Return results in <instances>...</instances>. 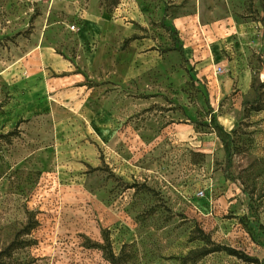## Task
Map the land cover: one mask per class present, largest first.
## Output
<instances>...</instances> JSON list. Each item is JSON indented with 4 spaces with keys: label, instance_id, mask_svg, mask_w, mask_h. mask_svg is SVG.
Returning <instances> with one entry per match:
<instances>
[{
    "label": "rangeland",
    "instance_id": "374dc122",
    "mask_svg": "<svg viewBox=\"0 0 264 264\" xmlns=\"http://www.w3.org/2000/svg\"><path fill=\"white\" fill-rule=\"evenodd\" d=\"M206 239L264 264V0H0V264H256Z\"/></svg>",
    "mask_w": 264,
    "mask_h": 264
},
{
    "label": "trees",
    "instance_id": "16d2710c",
    "mask_svg": "<svg viewBox=\"0 0 264 264\" xmlns=\"http://www.w3.org/2000/svg\"><path fill=\"white\" fill-rule=\"evenodd\" d=\"M164 22V20H163ZM163 27L168 30L169 35L171 37V40L173 42V47L171 49L168 50H176L178 51V53L181 55V57L184 59V61H186V55H185V50L182 46V44L180 43L178 37H177V32L173 27H170L168 25H165L163 23ZM210 127L213 128L215 134L217 135V137L221 140V142L223 143L225 152H226V165L230 166L231 162H232V147H231V138L229 133L217 122V120L215 119L214 116L211 117V123H210ZM209 239H206L205 241V247H203V249L201 251L198 252L199 256H206L208 254L214 253V252H221V251H225L227 252L229 255L232 256H239V258H244L246 261L251 262V263H256V261H253L252 259H249L248 257H245L243 255H239V253H237V251L227 248V249H223L219 246H215L212 248L206 247L208 246L207 243ZM107 258L110 264H119L121 257L120 256H115L114 253H112V251H109L107 253Z\"/></svg>",
    "mask_w": 264,
    "mask_h": 264
}]
</instances>
